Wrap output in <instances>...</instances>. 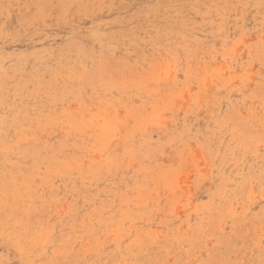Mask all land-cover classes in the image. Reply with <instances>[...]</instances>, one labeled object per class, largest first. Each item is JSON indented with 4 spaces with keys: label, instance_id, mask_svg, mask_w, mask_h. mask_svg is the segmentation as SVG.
<instances>
[{
    "label": "rangeland",
    "instance_id": "374dc122",
    "mask_svg": "<svg viewBox=\"0 0 264 264\" xmlns=\"http://www.w3.org/2000/svg\"><path fill=\"white\" fill-rule=\"evenodd\" d=\"M0 264H264V0H0Z\"/></svg>",
    "mask_w": 264,
    "mask_h": 264
}]
</instances>
